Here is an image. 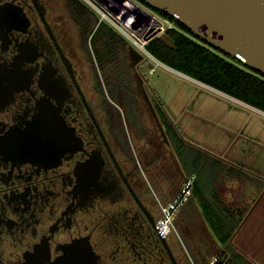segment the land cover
<instances>
[{
  "label": "flooded vegetation",
  "instance_id": "af4514ba",
  "mask_svg": "<svg viewBox=\"0 0 264 264\" xmlns=\"http://www.w3.org/2000/svg\"><path fill=\"white\" fill-rule=\"evenodd\" d=\"M138 53L127 113L63 0H0V264L188 262L174 222L154 228L164 203L143 157L164 139Z\"/></svg>",
  "mask_w": 264,
  "mask_h": 264
},
{
  "label": "trees",
  "instance_id": "16d2710c",
  "mask_svg": "<svg viewBox=\"0 0 264 264\" xmlns=\"http://www.w3.org/2000/svg\"><path fill=\"white\" fill-rule=\"evenodd\" d=\"M63 4L70 17L74 19L85 45L94 52L98 73L105 82L107 92L114 96V92L120 88L128 99L129 109L126 112L136 111L131 110L137 86L129 73L127 41L104 22L98 24L96 14L82 1L63 0ZM158 12L168 16L161 11ZM168 17L175 22L176 27L166 29L161 37H154L146 45L148 53L153 58L264 111V77L259 72L225 53L214 51L205 43L188 35L189 30L183 24L171 16ZM153 105L168 139L166 144L161 138L157 142L155 137L154 145L145 149L143 168L153 191L166 203L176 195L183 180L189 175H194L192 192L199 196L203 183L209 177L207 172L214 174L223 171L225 161L185 140L162 105L155 100ZM163 147L166 150H163ZM190 201L191 199L174 218V225L177 228L185 222L198 226V216L195 209L190 207ZM185 210L187 213H184ZM202 216L213 231L208 234L198 232L201 237L199 239H186L187 241L184 239L195 262L202 264V259L195 255L199 248H204L206 257L220 256L219 264H237L239 258L237 254L228 253L224 258V254L231 249L229 242L232 232H219L210 212H203ZM216 239L223 245V250L217 249Z\"/></svg>",
  "mask_w": 264,
  "mask_h": 264
},
{
  "label": "rangeland",
  "instance_id": "374dc122",
  "mask_svg": "<svg viewBox=\"0 0 264 264\" xmlns=\"http://www.w3.org/2000/svg\"><path fill=\"white\" fill-rule=\"evenodd\" d=\"M140 69L146 92L162 105L189 143L198 147L215 144L233 146L231 158L255 161L252 166L261 167L260 172L264 175V111L153 60L148 55L143 58ZM144 113L146 124L153 127L149 112ZM155 136L158 142V134ZM241 148L251 153L244 155ZM237 238L242 239L240 236Z\"/></svg>",
  "mask_w": 264,
  "mask_h": 264
},
{
  "label": "crops",
  "instance_id": "0c3cea01",
  "mask_svg": "<svg viewBox=\"0 0 264 264\" xmlns=\"http://www.w3.org/2000/svg\"><path fill=\"white\" fill-rule=\"evenodd\" d=\"M180 134L182 135L181 132ZM220 146H200L224 160L225 166L223 171L218 173L207 172L209 177L203 183L199 196L192 192L190 207L195 209L198 216V226L185 222L179 225L180 228L176 227V231L180 233L183 243L184 239L187 241L201 238L198 232H212L211 226L209 227L202 216L203 212H210L219 232H232L229 242L231 249L224 254V258L228 253H233L239 257L237 264H264V175L260 172L261 167L252 166L255 161H237L231 158L230 154L234 153L231 152L233 146ZM241 151L244 155L251 153L245 149ZM244 234H247V237H244ZM216 244L217 249L223 250L224 247L218 240ZM184 245L187 249V261L191 259L195 262L189 246L186 243ZM204 252V248H199L195 255L202 259V263L214 256L206 257Z\"/></svg>",
  "mask_w": 264,
  "mask_h": 264
},
{
  "label": "water",
  "instance_id": "95a60500",
  "mask_svg": "<svg viewBox=\"0 0 264 264\" xmlns=\"http://www.w3.org/2000/svg\"><path fill=\"white\" fill-rule=\"evenodd\" d=\"M138 1L156 12L161 11L173 17L189 30L186 32L191 37L221 54L241 61L264 77V0ZM168 16L165 17L170 19ZM174 25L176 27L175 22ZM128 50L134 62L141 58L132 47ZM144 96L162 138L168 143L145 91Z\"/></svg>",
  "mask_w": 264,
  "mask_h": 264
},
{
  "label": "built area",
  "instance_id": "2783aa9c",
  "mask_svg": "<svg viewBox=\"0 0 264 264\" xmlns=\"http://www.w3.org/2000/svg\"><path fill=\"white\" fill-rule=\"evenodd\" d=\"M80 1L96 14L98 24L100 22L108 23L128 42L129 47H132L137 52L148 55L153 60L156 59L148 53L146 49L147 43L154 37L162 34L166 29L175 27L173 20L160 15L138 0ZM194 179V175L187 176L181 183L176 195L161 206L160 217L154 225L156 233L159 236L164 237L172 231L177 212L192 196ZM220 260V256L214 255L206 263L202 264H219ZM186 264L200 263H195L190 259Z\"/></svg>",
  "mask_w": 264,
  "mask_h": 264
}]
</instances>
